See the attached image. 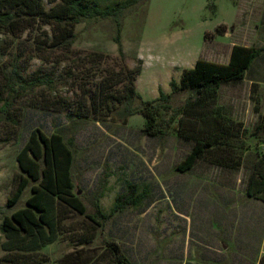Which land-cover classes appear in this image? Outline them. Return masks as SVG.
Listing matches in <instances>:
<instances>
[{
	"label": "rangeland",
	"instance_id": "1",
	"mask_svg": "<svg viewBox=\"0 0 264 264\" xmlns=\"http://www.w3.org/2000/svg\"><path fill=\"white\" fill-rule=\"evenodd\" d=\"M87 1L106 9L126 0ZM42 2L51 11L63 0ZM262 14L264 0L141 1L118 21L79 23L69 50L51 48L50 25L20 36L0 30V109L14 68L30 82L44 81L22 92L0 119V207L18 185L17 155L36 128L61 132L74 144V191L87 207L81 215L59 206L58 237L31 251L24 244L5 250L1 215L0 264L13 255L38 264H116L106 252L108 242H116L133 264H183L184 253L206 251L219 254L190 263L261 264L264 201L249 197L247 189L263 169L264 83L254 87L247 80L264 79ZM221 25L226 33L218 31ZM249 41L260 55L245 81L221 87L218 104L210 107L219 116L220 141L193 169H177L195 146L189 134L198 132L185 122L186 135L180 136L181 116L165 136L150 137L142 114L125 119L122 105L108 113L107 96L118 99L133 85L144 101L164 91L173 95V106H184L189 93H173L171 82L180 83L199 59L228 62L230 46ZM141 103L136 99L133 106ZM31 196L32 184L5 214L26 207ZM126 196L131 202L113 212ZM97 202L105 215L113 213L108 220L91 218Z\"/></svg>",
	"mask_w": 264,
	"mask_h": 264
},
{
	"label": "trees",
	"instance_id": "2",
	"mask_svg": "<svg viewBox=\"0 0 264 264\" xmlns=\"http://www.w3.org/2000/svg\"><path fill=\"white\" fill-rule=\"evenodd\" d=\"M141 1L147 0H126L101 9L90 5L87 0H63L60 5L48 11L42 0H0V30L20 36L35 25H50L53 35L51 48L69 50L73 46L76 37L75 29L79 23L111 17L118 21L129 8ZM218 31L226 33L227 26L221 25ZM119 41L116 39L117 43ZM120 52L122 53V49ZM259 55L260 49L256 47L235 45L228 64L199 59L194 68L184 70L180 83L175 80L171 82L173 93H189L184 106H173V95L166 94L164 91H160L157 99L144 101L134 85L118 99H115L114 95H108L105 106L108 113H112L118 105H122V117L125 119L142 114L146 118L144 133L150 137L165 136L178 116H181L178 130L180 136L186 135L185 122L197 128V133L189 134L195 141V146L177 165L180 172H187L205 156L207 150L220 141L219 116L210 109L214 104H218L220 88L224 85L243 82L246 71ZM43 83L44 81L40 79L28 81L17 68H14L11 75L7 77L8 98L6 104L0 109V119L4 113H8L9 108L14 105L22 92L32 91ZM256 86L258 85L254 84V87ZM136 99L142 100L140 106H133ZM215 111H223V106H217ZM228 130V128H222L223 132ZM73 145L61 132L48 135L42 129L36 128L30 133L25 146L17 155L19 181L5 208L10 209L16 206L30 184H32V196L28 199L26 207L14 211L11 215H6L5 208L0 207V216L3 215L1 229L7 238L3 245L7 248L6 251H12L13 245L14 247L29 245L25 251H31L39 244L46 245L54 242L59 234V206H64L81 215L87 214L86 205L74 191ZM263 163L262 161V172L251 176L247 189L249 197L262 201H264ZM130 202L131 196H126L124 201L118 199L113 212L124 210ZM95 204V215L91 217L93 221H97L98 218L108 220L113 213L105 215L98 202ZM86 241L91 242V238ZM106 252L114 257L116 264H133L122 253L116 242H108ZM3 261L6 264H38L37 261L20 259L15 255L8 256ZM261 264H264V259Z\"/></svg>",
	"mask_w": 264,
	"mask_h": 264
},
{
	"label": "crops",
	"instance_id": "3",
	"mask_svg": "<svg viewBox=\"0 0 264 264\" xmlns=\"http://www.w3.org/2000/svg\"><path fill=\"white\" fill-rule=\"evenodd\" d=\"M242 1H248V0H241V2H242ZM259 19H264V14H262L261 18H259ZM263 22H264V20H263ZM235 45H240V46H244V47H256V46H253L254 44H253L252 42H250V41H249V43L246 42V43H244V44H232V45L230 46V53L228 54V62H226V63H224V64H228V63L230 62V60H231V55H232V50H233V47H234ZM256 59H257V58H256ZM256 59H255V60H256ZM255 60H254V62H255ZM254 62L251 64V66L249 67V69L246 71L245 79L247 78V74H248V72L250 71L251 67L253 66ZM244 81H245V80H244ZM247 82H248L250 85H252V84H258V85L261 86V85H263V83H264V79L256 78L255 76H252V77L250 78V80H249V79L247 80ZM220 89H221V88H220ZM218 254H219V253H217V252L206 251V252H204L203 255L195 254L194 252H193L192 255H190V253L187 252V254L184 253L183 260H184L185 262H184L183 264H193V263H190V262H191V261H197V260H198V261H203V259H207V258H215ZM202 256H203V257H202ZM196 264H198V263H196ZM209 264H210V263H209ZM256 264H258V262H257Z\"/></svg>",
	"mask_w": 264,
	"mask_h": 264
}]
</instances>
